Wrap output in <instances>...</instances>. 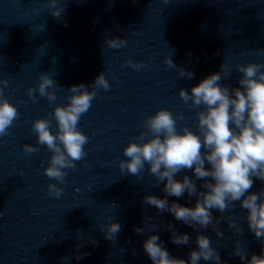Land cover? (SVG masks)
<instances>
[{"label":"water","instance_id":"95a60500","mask_svg":"<svg viewBox=\"0 0 264 264\" xmlns=\"http://www.w3.org/2000/svg\"><path fill=\"white\" fill-rule=\"evenodd\" d=\"M57 7L65 8L66 24L50 14L48 0H0V79L8 80L4 95L20 113L11 135L0 138V264H152L142 247L150 231H156L172 256L187 260L189 249L197 247V232L171 213L143 203L145 195H165L163 182L156 185L148 165L132 176L120 171L119 160L127 159L123 149L144 131V119L158 109L184 115L178 130L186 125L199 132L196 110L181 100L180 88L190 91L219 71L223 62L232 72L221 82L238 86L237 63H264V56L255 54L257 48H264V0H57ZM105 36L124 38L127 43L110 48ZM168 56L190 69L193 79H183L177 69L165 65ZM126 60L147 67L137 71L125 65ZM41 73L57 83L53 103L38 93L36 101L27 95ZM101 73L110 88L97 90L78 125L89 137L84 146L87 155L75 162V170H67L66 182L59 184L44 174L52 153L37 144L32 123L57 104L68 103L70 86L90 85ZM24 144L39 151L26 156ZM184 174L193 175L181 172L176 178ZM49 183L63 190L59 198L48 194ZM261 187L264 182L256 180L251 191ZM168 199L189 207L195 201L192 198L190 204L187 194ZM245 213L238 202L224 213L243 224V235L229 229L227 221L219 225L222 239L211 228L197 226L228 264H244L230 255L237 241L247 248L249 259L251 253L261 251L260 242L248 231ZM213 215L220 213L213 210ZM113 219L121 224L114 244L100 230H106ZM161 222H172L180 233H188L189 245L173 244L171 233L159 227ZM138 226L144 227L142 235L134 231ZM87 236L97 243L77 249L76 238ZM84 251L90 254L77 260L76 255ZM64 257L69 259L63 261Z\"/></svg>","mask_w":264,"mask_h":264},{"label":"clouds","instance_id":"9594fccd","mask_svg":"<svg viewBox=\"0 0 264 264\" xmlns=\"http://www.w3.org/2000/svg\"><path fill=\"white\" fill-rule=\"evenodd\" d=\"M50 14L59 22H63L62 14L65 8L57 7V0H48ZM104 43L110 48H120L127 41L124 38L105 36ZM175 54V53H174ZM173 54V55H174ZM220 53L217 52L216 55ZM257 56H264V48H257ZM172 55V56H173ZM191 55V53H189ZM168 56L164 64L177 69L179 76L191 80L194 73L183 66H178ZM125 65L139 71L147 67L144 62L124 61ZM264 63H237L235 70L241 73L237 80L238 86L222 83L224 77L230 76L232 68L224 62L220 70L201 79L198 84L178 90V95L184 104L195 109L198 133L188 126L178 130V122L185 119L182 113L161 108L147 116L142 124L144 131L133 137L123 149L127 159L119 160L121 172L138 176L148 165V171L156 178L157 184L163 182L161 191L165 194L158 197L148 194L143 197L145 205L153 206L158 212L171 213L176 221L193 228L196 232V248L189 249L188 259L172 256L160 240L156 231H150L143 241V249L152 264H228L221 259L218 248L213 247L208 235L197 231L209 229L216 237L223 238L224 231L219 226L221 221H227V226L238 235H243L245 228L242 223L224 213L235 207L246 210L244 221L248 231L260 242L261 251L250 254L240 241L233 245L230 255L239 257L244 264H264V187L251 191L256 180L264 182ZM223 73V76H222ZM8 87L7 79H0V138L10 136L9 131L14 121L19 118V111L4 95ZM109 90L110 84L104 73L98 75L90 85L78 84L70 86L66 97L68 103L57 104L51 113L44 118H38L32 123L36 133L37 144L45 145L52 153L44 174L59 184L66 182L67 170H75L76 163L84 160L87 155L85 145L89 137L79 130L78 125L82 115L92 106V101L98 95V89ZM57 83L47 73H41L39 83L35 88H28V97L36 101L46 97L49 103L57 100ZM21 103H24L21 101ZM55 120V125H53ZM55 127L56 131L51 129ZM39 148L31 144L23 145V152L29 156L38 152ZM191 171L190 177L184 174L177 179L178 173ZM20 175H23L21 173ZM197 181H201L199 187ZM155 185V186H156ZM48 194L55 198L62 195V189L57 183L47 185ZM187 194L189 203L195 198L194 206H185L168 197L182 198ZM213 210L220 213L213 215ZM156 227V226H154ZM167 229L170 240L177 246L189 245L191 236L180 233L172 222L159 225ZM106 240L116 242L121 224L114 219L106 230L100 228ZM82 230L77 229V232ZM137 234L144 233V227H135ZM80 249L86 243L95 245L97 241L87 236L86 240L76 238ZM123 249V248H122ZM124 250V249H123ZM90 253L84 251L76 255L80 260ZM133 255H136L133 250ZM69 259L64 257L63 261Z\"/></svg>","mask_w":264,"mask_h":264}]
</instances>
